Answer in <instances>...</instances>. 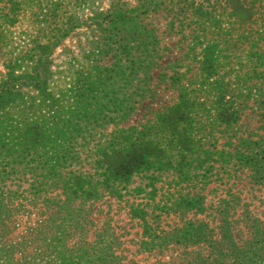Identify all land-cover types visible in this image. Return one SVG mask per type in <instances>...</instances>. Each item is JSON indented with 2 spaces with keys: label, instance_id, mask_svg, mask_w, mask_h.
<instances>
[{
  "label": "trees",
  "instance_id": "16d2710c",
  "mask_svg": "<svg viewBox=\"0 0 264 264\" xmlns=\"http://www.w3.org/2000/svg\"><path fill=\"white\" fill-rule=\"evenodd\" d=\"M56 1L0 0V46L25 9L43 18L21 56L1 61L0 264H124L110 229L87 240L90 204L113 200L139 222L144 249L208 243L206 252H186L190 264H264L258 217L247 215L243 242L226 218L216 238L208 223L184 219L155 242L150 222L168 209L181 217L201 212L202 195L189 186L208 181L218 162L246 168L264 184L263 139L239 137L220 149L199 135L235 124L252 106L264 124V0H189L198 25L182 65L196 73L184 82V73L173 72L176 100L126 127L119 123L154 95L159 40L143 20L163 0H117L95 20L99 41L69 75L53 68V52L84 22L60 18ZM164 184L166 201L157 199Z\"/></svg>",
  "mask_w": 264,
  "mask_h": 264
},
{
  "label": "rangeland",
  "instance_id": "374dc122",
  "mask_svg": "<svg viewBox=\"0 0 264 264\" xmlns=\"http://www.w3.org/2000/svg\"><path fill=\"white\" fill-rule=\"evenodd\" d=\"M117 0H57L56 7L60 18L67 20L69 16L79 18L84 22L79 28L71 31V34L61 41L53 52V68L57 73L69 75L72 68L85 61L88 51L99 41L98 33L93 27L98 17L107 13ZM122 2L134 5L133 0H121ZM189 0H163L158 11L148 16L143 15L144 23L156 31L159 40L157 64L152 69L153 80L151 81L153 96L142 100L136 107L134 113L121 121L119 126L138 125L146 120L152 119L157 110L176 100L177 89L172 87L168 76L178 71L183 74V81L186 82L196 73L195 69H188L183 63H187L185 52L191 33L197 28V19L192 17L188 10ZM130 7V6H127ZM37 9V7H35ZM23 19L20 25L8 28V39L0 46V69L1 61L9 58L20 57L26 50L29 42L35 37L41 18H35L32 12L37 10H24ZM39 11V10H38ZM40 15L41 12H39ZM55 20V17L51 18ZM92 25V26H89ZM209 36V35H208ZM106 62H110L108 58ZM158 73L162 74L158 76ZM167 74V76H166ZM161 76L162 79H161ZM61 83V81H60ZM112 125L108 130L112 129ZM206 144L210 147L216 146L220 149H229L237 144L239 137L261 138L264 141V124L258 116L256 107L245 109L241 118L231 126H221L211 132H200ZM231 144V145H230ZM246 168L218 162L214 165L208 181L198 182L189 186V190L199 192L203 198V210L201 212H188L181 217L179 212L168 209L161 211V217L150 222L156 230H151L153 241H158L156 235H163L166 231L179 226L182 220L203 221L212 227L216 238L220 231V221L226 218L237 242H243L249 236V227L246 226V217H258L264 222V184H256L249 178ZM172 190V189H171ZM186 190V189H185ZM184 190V191H185ZM168 184L159 188L157 199L166 201L169 199ZM162 195L167 197H162ZM162 206V204H160ZM89 207V206H88ZM126 207L118 201L97 202L90 204L88 208V221L90 229L87 240L92 241L95 233L104 229H110L117 238L115 254L121 256L124 264H168V262L189 263L193 256L185 255L186 252L202 248V252L208 249V243L201 245L168 244L167 247L144 249L141 242L144 239L142 228L135 219H131L126 213ZM90 209V210H89ZM223 212L220 213V210ZM248 213V214H247ZM18 221L16 233L22 231L23 221ZM162 230L163 232H159ZM163 233V234H162ZM146 239V236H145ZM170 264V263H169Z\"/></svg>",
  "mask_w": 264,
  "mask_h": 264
}]
</instances>
